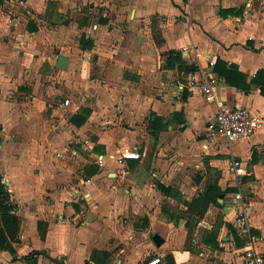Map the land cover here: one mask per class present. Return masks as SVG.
Segmentation results:
<instances>
[{
	"label": "crops",
	"instance_id": "obj_1",
	"mask_svg": "<svg viewBox=\"0 0 264 264\" xmlns=\"http://www.w3.org/2000/svg\"><path fill=\"white\" fill-rule=\"evenodd\" d=\"M78 1L0 0V175L21 220L15 253L0 249V264H243L237 192L264 254V126L229 145L209 141L216 106L183 88L182 69L218 76L217 58L236 65L250 87L221 78L219 97L264 122L262 86L251 83L261 71L264 84V0H92L79 28L88 34L70 46L54 34ZM7 15L20 24L7 25ZM116 17L127 18L124 34ZM172 51L181 63L170 66ZM90 56L92 75H78ZM79 140L87 155L72 146ZM125 148L136 157L119 164ZM231 154L247 175L230 174ZM214 184L230 193L204 210L189 206ZM212 233L214 245L204 241Z\"/></svg>",
	"mask_w": 264,
	"mask_h": 264
},
{
	"label": "built area",
	"instance_id": "obj_2",
	"mask_svg": "<svg viewBox=\"0 0 264 264\" xmlns=\"http://www.w3.org/2000/svg\"><path fill=\"white\" fill-rule=\"evenodd\" d=\"M21 2V1H20ZM7 25L11 27L18 26L20 21L17 17L7 15ZM22 36V35H21ZM17 50L19 48H16ZM182 51H188L187 47H182ZM222 79L216 75L208 74L205 70H195L187 75L186 88L190 94L200 95L205 101L212 102L216 106L214 119L206 128L209 141L221 138L226 144L246 138L259 132L263 126V118L257 113L252 112L245 106L227 107L219 97V83ZM69 100L63 101L64 105H68ZM129 149L122 150L116 161L121 164L125 158L136 157ZM226 166L230 174L234 176L247 175V171L242 161L231 154L226 161ZM1 182L5 184V178L1 177ZM240 201V208L236 209L234 216V224L238 228L241 235L245 237L243 245L237 250L241 256L243 264H264V254L256 250L253 246L256 240L255 235L251 232L249 222L247 220L248 206L243 204L242 195L237 192L233 197ZM208 221L201 222V225H207ZM159 257H153L147 264L159 263Z\"/></svg>",
	"mask_w": 264,
	"mask_h": 264
},
{
	"label": "trees",
	"instance_id": "obj_3",
	"mask_svg": "<svg viewBox=\"0 0 264 264\" xmlns=\"http://www.w3.org/2000/svg\"><path fill=\"white\" fill-rule=\"evenodd\" d=\"M221 13H229L231 12L230 9H226L223 11H220ZM80 44H82L85 48H90L92 46V41L85 39L84 35L80 38ZM174 54V55H173ZM170 56H172V60L169 58L168 65L173 66L175 62L181 63V55L180 53H177L175 51H172ZM186 72H192L197 70V67L194 65H189L182 67ZM212 70L214 73H216L220 78H222L228 85L234 86L236 88H241L244 90H248L251 84L246 82L245 75L240 72L236 65L226 63L225 61L217 58ZM261 71H258L253 78L251 79V83H258L261 84V93L264 95V84L260 82L259 77L261 76ZM89 114L88 108H81L80 113L76 114L72 117V122H74L76 125L80 126L82 125L87 115ZM161 188L163 190H166L164 186L161 185ZM233 191V190H229ZM227 193L230 192H222L218 187L214 185H211L200 197L195 198L190 201V207H196L201 206L204 209L208 207L210 203L217 204V197L221 195H227ZM15 205L10 200V194L7 190V187L4 183L1 182V175H0V249L2 250H8L10 253L14 254L15 250L12 246L13 242L18 241V232L20 228V217L16 214ZM202 215V213H201ZM39 229L41 228V223H38ZM192 229L189 228L188 236L191 235ZM40 235L43 236V232H40ZM208 238L204 240L205 242L214 245L215 241V235L212 233L207 234ZM212 236V237H211ZM209 238L211 240H209ZM244 241L241 242V245H243ZM240 245V244H239ZM240 245V246H241ZM32 254H37L35 252H31L27 256L23 257V259L29 258Z\"/></svg>",
	"mask_w": 264,
	"mask_h": 264
},
{
	"label": "rangeland",
	"instance_id": "obj_4",
	"mask_svg": "<svg viewBox=\"0 0 264 264\" xmlns=\"http://www.w3.org/2000/svg\"><path fill=\"white\" fill-rule=\"evenodd\" d=\"M118 1H119L118 2L119 3V6H120V1H122V0H118ZM79 2L82 4V6H81V9L79 11H77V12L73 11V7H71L72 5L68 3L69 5H67V7L69 8L68 10L70 12H68L69 14L67 15V17L62 16V18H59V20H58L59 21L58 22V29L56 30V32L54 34L56 40L62 39L63 41H66V42L70 43V46L74 45L75 43L76 44L78 43V45H79V37L82 34V32H85V34H88V32L85 31L86 29H79V28L81 27L80 25L83 22V18H88L89 17V14H87V13H89L90 11H91V14H92V12H95V10L92 11V9H93V7H92V0L91 1L79 0L78 3ZM126 14H127V12L125 13V15ZM94 15L95 14H93V16ZM127 16H128V14H127ZM95 18H98V16L95 15ZM122 19L123 20H126L127 18L126 17L125 18L124 17H120V18L119 17H116V18H113L112 21L118 22L117 24L119 25L118 27H120L119 28L120 29V32L123 31L122 33L124 34L125 33V31L123 30V27L124 26H123V23H121V20ZM65 20L67 22L68 21L72 22V25L69 26L68 31H66V29H65L66 26L63 25V22ZM155 20L157 21L158 19H155ZM91 21H92V18H91ZM157 24L159 25L158 22H157ZM66 25L68 26L69 24H66ZM158 27H160V26H158ZM158 30L160 31L161 29L159 28ZM78 62H82V61L79 60ZM92 65H93V63H92V56H90V64H88V67L86 68V71L85 72L84 71L81 72L82 71L81 70L82 68L79 67L78 69L76 68V73L78 75H80L81 73L83 75L86 74L87 77H88L89 75H92ZM61 98L62 97L59 96V99H61ZM86 138L89 139V137H86ZM84 144H85L84 142H82V141L79 140L78 142L74 141L73 144H72V146H75V148L80 151V154L81 155H87L88 152L84 148ZM221 144H222L221 141L218 142V145H221ZM221 151H225L224 150V146H221ZM151 152H153V147L151 149ZM183 180H184V177H181V180L178 179L179 184H183L184 183Z\"/></svg>",
	"mask_w": 264,
	"mask_h": 264
},
{
	"label": "water",
	"instance_id": "obj_5",
	"mask_svg": "<svg viewBox=\"0 0 264 264\" xmlns=\"http://www.w3.org/2000/svg\"><path fill=\"white\" fill-rule=\"evenodd\" d=\"M153 240H154L156 245H160L163 241L158 235H154Z\"/></svg>",
	"mask_w": 264,
	"mask_h": 264
}]
</instances>
